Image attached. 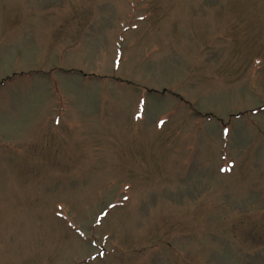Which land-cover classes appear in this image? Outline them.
Here are the masks:
<instances>
[{
  "label": "rangeland",
  "instance_id": "374dc122",
  "mask_svg": "<svg viewBox=\"0 0 264 264\" xmlns=\"http://www.w3.org/2000/svg\"><path fill=\"white\" fill-rule=\"evenodd\" d=\"M0 264H264V0H0Z\"/></svg>",
  "mask_w": 264,
  "mask_h": 264
}]
</instances>
